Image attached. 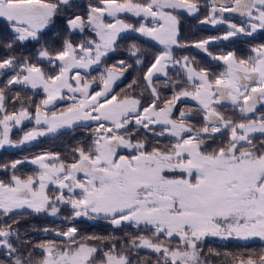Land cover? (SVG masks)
Wrapping results in <instances>:
<instances>
[{
    "label": "snow or ice",
    "instance_id": "snow-or-ice-1",
    "mask_svg": "<svg viewBox=\"0 0 264 264\" xmlns=\"http://www.w3.org/2000/svg\"><path fill=\"white\" fill-rule=\"evenodd\" d=\"M79 6L77 0H0V30L11 33L0 42L10 53L0 60V74L13 73L6 87L42 89L45 94L34 113L23 104L9 112L0 89V150L95 123L91 143L72 149L71 162L59 152H44L0 165L11 172L7 181L0 179V217L6 218L0 220V250H5L7 264H152L132 259V252L139 250L157 254L154 264H207L201 247L207 237L264 241V43L250 47L246 57L209 51L217 42L264 32V0H207L208 14L200 23L225 25L227 31L191 44L181 43L180 17L199 15V0H96L83 14L75 11ZM129 13L146 22L138 27L127 23L121 16ZM233 16L241 22H233ZM58 21L68 33L89 30L95 38L77 43L65 38L59 49L50 51L45 37ZM129 32L163 46L142 77L150 102L138 98L132 85L125 94L115 91L132 67L123 60L118 67L103 68L99 82L81 75L116 53L122 33ZM30 41L41 44L38 58L53 72L11 54ZM188 47L222 62L223 70L197 68L189 56L174 54ZM128 51L133 58L143 55L136 44ZM170 68L178 70L191 90L168 75ZM161 76L172 89L166 99L154 85ZM133 84L139 87L135 80ZM18 97L16 93L13 99ZM189 98L202 114L203 127L185 122L195 118L192 109H180L174 118L177 103ZM65 100L70 103L63 110H52ZM225 105L241 119L226 118L219 110ZM26 120H34L35 126L14 141L12 129ZM140 130L174 142L149 145L134 140ZM220 138L225 139L210 148L208 141ZM122 150L128 154H120ZM25 163L36 166L35 174H16ZM50 188L58 194L50 195ZM62 208L69 209L65 220L103 219L115 228L134 226L140 234L121 249L113 237L107 238V247L88 243L101 238H82L75 226L65 231L45 228L63 238L61 242L33 243L22 238L19 220L12 219L24 213L57 217ZM177 238L179 244L172 246L170 241ZM36 250L42 253L38 261L33 257ZM232 264H264V250L234 258Z\"/></svg>",
    "mask_w": 264,
    "mask_h": 264
},
{
    "label": "trees",
    "instance_id": "trees-1",
    "mask_svg": "<svg viewBox=\"0 0 264 264\" xmlns=\"http://www.w3.org/2000/svg\"><path fill=\"white\" fill-rule=\"evenodd\" d=\"M141 2V0H136ZM80 5L75 11L78 14H83L86 10L87 4H95L96 0H77ZM131 24V23H130ZM11 33L5 30H0V42L5 39L10 38ZM95 38L92 37V34L89 30H86L85 33H68L66 28L59 21L56 24V27L48 32V35L45 37V40L48 41L47 47L50 51L59 49L62 40L67 38L71 39L74 43L83 41L85 38ZM123 39L119 40V46L116 53H110L107 58L103 60L102 65L94 66V70L90 72H81V75L86 77L88 80H92L94 77L97 82H99V73L105 67H111L117 65V62L120 60L125 61L126 64L132 65L125 71L124 77L117 82L115 91L120 94H125L129 92L128 86L132 85L135 89L134 94L138 98H141L142 101L150 102L151 93L147 90V86L143 83L142 77L144 72L147 69V66L153 61V58L156 54L162 51L163 47L158 45L155 46L151 41L141 38L138 34L125 33L122 34ZM131 44H136L138 48L141 49L143 53L142 56L133 58L129 55L128 48ZM41 44L36 42H24L22 45H18L12 55L18 57H28L31 62L38 63L40 66L45 68L46 72H53L52 66H50L47 61L41 62L38 58V50L40 49ZM156 51V52H155ZM10 53L0 47V60L4 59ZM135 59H141L144 61L143 65H136ZM118 67V65H117ZM58 70V69H56ZM13 73L5 72L0 74V89H3L6 96V105L5 107L9 112L18 111L21 105L28 107L30 112L35 111L34 106L38 104L44 97L45 94L42 89L30 90L22 88L19 85L13 87H6L7 80L11 77ZM174 80H178L180 83L181 76L179 73L172 74ZM136 81L139 84V87H136L133 84V81ZM159 81V80H158ZM157 81V82H158ZM155 86L160 89L161 98L166 99L172 95V89L164 85L158 86L156 83ZM94 91H98L99 88L94 85ZM178 90V89H177ZM19 93V97L13 99ZM70 101H58L54 111H61L65 108ZM147 106V103H145ZM223 108L222 114L226 118L239 121L241 119L240 114L232 109L230 106L225 105ZM183 109L187 111L192 109L193 116L195 118H190L185 122L194 127H203L204 122L202 120V114L197 110L196 104L191 99L183 100L176 105V110L174 111V118H178L179 110ZM28 124L22 125L19 128H16L12 132V138L19 139L24 131L27 130V126L33 125L34 120H27ZM95 127L94 122H89V126L77 127L73 130H63L60 134L51 135L48 137H42L38 141L30 144L24 145L20 148L4 149L0 151V165L8 163L16 159L28 158L29 160L35 155H39L44 152H59L62 158L71 162L72 158V149L77 147L79 144H84L85 146L91 143L90 137L92 129ZM159 130V128L157 129ZM134 140H147L149 145H155L159 143L160 145H167L174 141H171L169 138L153 137L150 133L140 130L135 133L133 136ZM225 138H220L215 141H208L210 148L216 147L221 143ZM122 155H127L128 150H122L120 152ZM36 166L25 163L22 166H18L17 175L22 177L27 175H33L36 172ZM11 172L0 169V179L7 181ZM50 195L58 194L54 189L50 188ZM69 216V209L62 208L61 213L57 217H52L48 215H32L29 213H24L20 216H13L12 219L19 220V228L23 239H31L33 243H38L43 240H56L57 243H60L63 238L57 237L53 231L44 232L43 229L47 228L50 230L56 231H65L68 227L75 226L78 229V234L80 237H100L99 240L86 241L88 243L96 244L98 247H107L110 241L108 237L115 238L118 246L123 249L126 242L134 236L140 234V230L136 229L134 226H124L121 228H115L108 221L103 219H89L86 217H80L76 220H65L64 217ZM6 219L0 217V220ZM11 223V221H8ZM144 235H150L149 232L144 231ZM160 240L165 241L164 237H160ZM172 246L179 244V239H173L170 241ZM204 252V259L207 264H232L234 258L244 257L248 254L258 255L261 250H264V241H261L259 238H254L250 240H241L237 238H228L220 239L218 237H207L202 242L201 245ZM5 250H0V262L7 264L4 255ZM217 253L219 255H217ZM33 257L38 261L42 257V253L38 250L33 251ZM132 259L144 260L146 262H154L158 259L157 254L150 252L149 250H139L138 252H132Z\"/></svg>",
    "mask_w": 264,
    "mask_h": 264
},
{
    "label": "flooded vegetation",
    "instance_id": "flooded-vegetation-1",
    "mask_svg": "<svg viewBox=\"0 0 264 264\" xmlns=\"http://www.w3.org/2000/svg\"><path fill=\"white\" fill-rule=\"evenodd\" d=\"M199 3L202 5L201 12L199 15L193 17L187 14L181 15L180 20V40L181 43H188L191 44L192 42L204 39L209 36H218L222 35L224 32L227 31V27L225 25H209V24H201L200 21L203 20L207 14V0H199ZM229 14H226V17ZM233 19V22L240 23L242 18L238 16L230 17ZM125 21L131 23L133 25L139 26L140 23H145L142 18L134 17L130 13L127 14ZM125 34V33H122ZM138 34L141 38L151 41L155 46H158L159 43L157 41L152 40L148 37H143L139 33ZM260 43H264V32H257L254 34V38H234L229 41H220L217 44L211 45L209 51H211L214 55H219L223 52L227 51H235L238 57H246L250 55V47L256 46ZM162 46V45H160ZM163 47V46H162ZM156 52V51H155ZM174 54L177 57H181L183 55H187L194 61V64L197 68L199 67H206L210 69L211 72H219L223 70L222 62L212 61L210 60L205 54L202 52L196 51L193 47H188L183 50L175 49ZM173 73H179L178 70L169 69L168 75L173 78ZM181 82L184 87L191 88L189 85L184 81L183 77L181 76ZM159 80V81H158ZM158 81V82H157ZM158 84V86L164 85V78L161 76L159 79H154V85ZM179 90V89H178Z\"/></svg>",
    "mask_w": 264,
    "mask_h": 264
},
{
    "label": "rangeland",
    "instance_id": "rangeland-1",
    "mask_svg": "<svg viewBox=\"0 0 264 264\" xmlns=\"http://www.w3.org/2000/svg\"><path fill=\"white\" fill-rule=\"evenodd\" d=\"M122 2H123V0H122ZM134 2H139V1L134 0ZM141 2H144V0H141ZM87 5H88V4H87ZM126 17H127V14L121 16V18L124 19V20H125ZM127 23H128V22H127ZM130 33H131V34H136V33H134V32H130ZM219 110H220V111H223V108H220ZM25 124H28V123H27V120L24 121L22 125H25ZM22 125L14 127V128L12 129V132H13L16 128L21 127ZM34 126H35L34 124H33V125H30V126H27V127H26L27 130L24 131V132H27V131L31 130ZM12 132L10 133L11 138H12ZM24 132H23V133H24ZM23 133H22V135H23ZM22 135H21V137H22ZM21 137H20V138H21ZM20 138H19V139H20ZM41 138H42V137H41ZM41 138H40V139H41ZM12 139H13L14 141H18V140H19V139H14V138H12ZM35 142H36V141H35ZM33 143H34V142H33ZM26 145H30V144H26ZM23 146H24V145H23ZM6 149H12V148H6ZM0 151H1V150H0ZM218 238H219V237H218ZM220 239H221V238H220Z\"/></svg>",
    "mask_w": 264,
    "mask_h": 264
},
{
    "label": "water",
    "instance_id": "water-1",
    "mask_svg": "<svg viewBox=\"0 0 264 264\" xmlns=\"http://www.w3.org/2000/svg\"><path fill=\"white\" fill-rule=\"evenodd\" d=\"M196 51H199V52H201L200 50H198V49H195Z\"/></svg>",
    "mask_w": 264,
    "mask_h": 264
}]
</instances>
